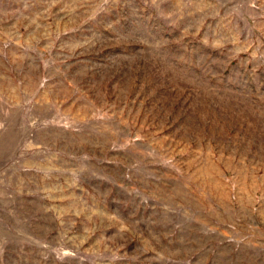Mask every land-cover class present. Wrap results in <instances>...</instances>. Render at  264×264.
Masks as SVG:
<instances>
[{"label": "rangeland", "instance_id": "obj_1", "mask_svg": "<svg viewBox=\"0 0 264 264\" xmlns=\"http://www.w3.org/2000/svg\"><path fill=\"white\" fill-rule=\"evenodd\" d=\"M0 264H264V0H0Z\"/></svg>", "mask_w": 264, "mask_h": 264}]
</instances>
